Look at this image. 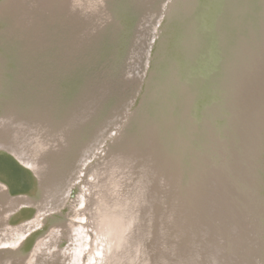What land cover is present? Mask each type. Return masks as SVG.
<instances>
[{"label": "rangeland", "instance_id": "rangeland-1", "mask_svg": "<svg viewBox=\"0 0 264 264\" xmlns=\"http://www.w3.org/2000/svg\"><path fill=\"white\" fill-rule=\"evenodd\" d=\"M241 2L0 0V154L26 177L0 174V264H189L186 251L190 264H264V99L228 138L230 153L214 129V149L204 145L214 155L197 153L207 163L193 162L188 179L168 178V193L151 182L163 184L172 163L164 158L180 154L178 126L172 135L165 123L182 113L159 99L188 105L206 139L201 118L207 96L223 91L233 52L222 42H233L235 11L263 7ZM220 5L233 12L220 15ZM220 17L230 37L216 33ZM198 32L206 33L201 46ZM172 77L178 86L167 92ZM227 156L228 184L222 168L210 169ZM226 191L241 192L237 209L220 197ZM191 227L198 236L184 231Z\"/></svg>", "mask_w": 264, "mask_h": 264}, {"label": "bare ground", "instance_id": "bare-ground-1", "mask_svg": "<svg viewBox=\"0 0 264 264\" xmlns=\"http://www.w3.org/2000/svg\"><path fill=\"white\" fill-rule=\"evenodd\" d=\"M240 1H242L244 4H246L248 2V0H240ZM252 1H254V0H252ZM258 1L263 3V4L261 3L263 6L262 9L257 5L258 13H252L250 10L249 14L244 15L242 13H238L237 11H235V17L236 18L235 19L233 18V20L239 21V22L236 25H233L235 29H233L232 32L230 31L232 33L231 35L234 36L232 39L233 42L231 43L232 46L230 45V42L227 45L226 40H225V42H222V43L226 44V46H228L227 48L230 50V52H233V56L230 59L229 64H228V60H227L226 64H228V65L226 66L227 67L226 73L224 74L222 72V74L224 76L220 77V81H221L220 84L223 85V88H222L223 91L221 92L222 94L220 95V98L217 100L214 97L213 101H211V98H208V96H207V100L209 101V102H207L208 103L207 105H209V106H207V110H209V111L206 110L207 113H206V111H204V119L201 118V120L203 121L202 128L204 129V131L206 129H207V131L209 130V133L207 132L206 139L203 140V138H204L203 133L201 134L200 137H199V135L196 134L195 124L193 122L195 120L193 118L194 116L192 115L193 111H191L189 108H187L188 105L184 104V102L182 100H179V99H175L174 101H169V99L171 97H168V96H166V98L163 97V98L159 99L160 101L164 100L168 104L170 103V105L178 107V111L180 113H182L181 117L185 118V119H182L181 117L176 116L173 120L168 119V120H170V122L168 120H166V123H165L167 125H170L169 130H170L171 134L173 133V131H175L174 128H172V126H174V125L178 126V128H177L178 131H176V132L178 133L180 138L178 141H174V144L177 146L180 154H177V152H175V153L170 152L169 156H171V157L164 158L168 162H169V160L172 159V163L170 166H168L169 170L167 169L171 174L167 175L165 177L163 184L160 183V181L156 182L154 178L151 180L152 185H155V186H157V188L159 187L160 189H162L163 193L169 192V189H168L169 187L166 188L168 178H170V180H172L171 182H176L177 181L176 177L179 178V176H180L181 179L183 177L186 178V174L184 171L188 167H190V165L193 162L198 165V164L202 163L204 160V164H205V162L207 160V159H205V156L199 158L195 155L197 153H204V155L213 153L210 149H212V150L214 149V147H215L214 142L216 141V138H214V134L211 132L212 130H214V129L218 130V132L220 133V136H221V143H223V140H225V145L227 146L228 138H230L231 136H234V140H235L237 138L235 135L236 134L240 135V133L242 131V126L246 122L253 120V117L257 113L258 105H260V103L264 99V92L261 93L262 90L260 89V91L258 92L257 98H255L254 100L251 98H246L245 101H242L243 100L242 96L244 93L242 83H245L246 80L244 78H242V76L240 77L243 69H245L247 65H249L251 72L253 71L252 67L255 65L257 59L260 60V58L262 57V54H263L262 52L264 51V12H263L264 0H258ZM248 3L250 5L254 6L253 2H248ZM238 6H240V4ZM220 7H221L220 10L223 9L224 14H226L227 17L229 16L230 12H233V9L229 8L227 6H225L226 9H224L222 7V5H220ZM250 7L253 8L252 6H250ZM223 10L221 11L222 13L220 12V15H223ZM207 11L209 13L210 9L206 10L205 14H207ZM222 20H223L222 17H220V20H218V19L215 20V23L216 22L218 23V30H216V33L221 38H225V34H226V37H230V32H229L230 29L226 30V25L223 23ZM231 24H232V22H231ZM228 27H229V24H228ZM205 37H206V33L198 32L197 34H194L193 39L197 45L201 46L204 43ZM216 46H217V49H219V50L220 49L222 50L224 48L223 45H216ZM213 48H215V46H213ZM183 54H187L188 56H190L191 52L185 51ZM154 57H155V54H154ZM156 67L157 66H155L153 73H155L158 70ZM182 69H183L181 71L182 76L187 75V74L190 75L189 74L190 71L187 68L182 66ZM194 71H197V69H195ZM153 73H152V75H153ZM176 82L177 81H175V79L172 77L170 80V85L168 87L167 92L172 91L174 88H176L178 86V85H176L177 84ZM238 82H240L239 85H238ZM262 87L264 88V85ZM176 92H177V94H180V91H176ZM165 94L167 95V93H165ZM258 97H259V99H258ZM144 101H145V99H144ZM143 102H142V104H143ZM171 121L173 122V125L170 124ZM179 124H182V125L179 126ZM241 140H242V138H239V144L241 143ZM195 141H197V143H195ZM217 144H218V142H217ZM204 145H206L210 149L204 147ZM232 145H233V143H230V146H232ZM174 148H176V147L174 146ZM166 151H168V150H166ZM228 152H229V147H228ZM189 154H192L191 155L192 157L195 156V158H198V159L197 160L195 159V161H194V159L192 157L188 156ZM3 155L4 154H0V158H3L5 161H9L10 163L14 164V166H15V163L13 160H11L8 157H5ZM166 155H168V153H166ZM212 155H214V153ZM258 155L259 156L257 158H258L259 162L257 163V167L260 170V174H259V177H261L260 183L261 182L263 183L264 182V141H263V145H262L260 152H258ZM174 159L177 161V163L175 161H173ZM186 159H188V160H186ZM5 161H0V174L5 175V169L6 170L8 169V170L12 171V173L18 178V181L23 182L24 179H26V177L24 175L25 173L23 175L22 174L20 175L19 172L22 170L20 168H17L16 166H15V168H17L18 171H16L15 168H8V165H5V163H7ZM210 163L212 165V167L210 168L212 171H217L218 169L221 170V168L223 169L222 172L224 173V175H226L225 176V177H227L226 184H228L229 183L228 180H230V178H233V177H230V174H232V172L235 170L232 158L228 157V160H225V161L223 160L222 163L218 166H216V164L214 162H210ZM153 168H154V171H159V169L157 168V165L153 164ZM191 176H194V173L190 174V177ZM171 177L174 179H171ZM186 179H188V178H186ZM200 179L201 180L202 179L207 180L206 178H203V177ZM221 179H222L221 177L220 178H218V177L214 178L213 181H215V183H216L214 185L217 187L223 185L222 184L223 181ZM210 180L212 181V179H210ZM178 181H179V179H178ZM216 181H218V182H216ZM233 181L237 183V181H235L234 179H233ZM261 187L262 188L260 189V191H262V193H263L262 198L264 199V183ZM170 191H171V189H170ZM194 191H196V190L194 189ZM151 194L153 195V192ZM49 195H50V193H49ZM219 195H221L220 197L225 196V198H228V200L230 202V206L234 207L235 209H237V207L239 206V203H240L239 197L241 196L240 191H236L234 193V195H231V196L229 195L228 191H226L225 193H220ZM184 196H185V198H183V200H185L189 197L187 195V193L184 194ZM192 196L195 199L201 200L200 198H197V196L194 197V194H192ZM212 196H213V200L215 201V197H217V193L213 192ZM165 199H166V197H165ZM43 200H45V199H43ZM168 200L173 201L170 199H168ZM190 204L191 203H189V205ZM217 204L218 203H214L213 206L215 207ZM218 206H219V204H218ZM168 219H167L168 222L172 220V219L171 220H168ZM184 231H186L187 233H190L191 235L193 233V234H196V236H198L197 233H195L197 231V229L195 227L194 228L191 227L190 229H186ZM45 241L46 240H44V243H45ZM44 243H42V245ZM39 245H41V242ZM38 247L40 248L41 246H38ZM45 247H46V245H45ZM99 253L101 254V252H99ZM32 254L29 257H32ZM23 256L24 255H20V258H22ZM54 257H56V256H54ZM54 257H52V258L54 259ZM183 257H187L190 260L189 264L192 263L194 260V257L192 256V254L189 251L188 252L186 251V253L183 254Z\"/></svg>", "mask_w": 264, "mask_h": 264}, {"label": "water", "instance_id": "water-1", "mask_svg": "<svg viewBox=\"0 0 264 264\" xmlns=\"http://www.w3.org/2000/svg\"><path fill=\"white\" fill-rule=\"evenodd\" d=\"M262 53L260 60L257 59L255 65L252 67L253 71L251 72L249 65H247L240 75V77L242 76L246 80L245 83H242L244 89L242 101H245L246 98L254 100L257 98L260 89L262 90L261 93L264 92V88L262 87L264 85V51ZM239 84L240 82H238Z\"/></svg>", "mask_w": 264, "mask_h": 264}]
</instances>
